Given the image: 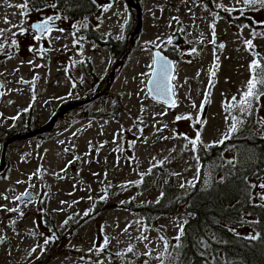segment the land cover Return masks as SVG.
Returning <instances> with one entry per match:
<instances>
[{"label":"rangeland","instance_id":"374dc122","mask_svg":"<svg viewBox=\"0 0 264 264\" xmlns=\"http://www.w3.org/2000/svg\"><path fill=\"white\" fill-rule=\"evenodd\" d=\"M136 1L142 7V26L130 46L137 20L127 0H94L96 10L89 19L67 20L39 41H27L36 7L29 0L24 9L17 6L25 0H0V30H7L0 33V45H4L0 48V80L4 84L1 129H13L19 123L39 128L47 123L54 111L74 96L70 72L82 80L83 71L76 64L85 63L86 57L91 59L97 78L106 79L123 60L106 103L83 104L45 138L34 137L8 147L7 174L0 177V264H174L179 243L175 237L184 222L182 212L157 216L147 223L133 206L156 202L170 177L177 195L190 187L189 182L197 186L200 180L211 183L216 177H226L222 171L216 174L211 163L197 160L198 149L222 145L218 142L231 118L240 115L236 107L228 112L225 105L233 97L237 102L241 99L250 78L247 67L254 57L264 58L263 31L253 41L254 57L231 29L217 42L224 47L214 50L208 47V22L210 15L219 13L204 7L228 4L225 8L233 9L230 4H244L243 0ZM46 2L48 8L42 11L60 22L55 0ZM256 13L259 21H264V7L258 5ZM222 26L217 25L218 32L223 31ZM91 30L100 35V41L110 36L115 42H127L123 55L113 56L103 44L86 40L83 32ZM169 38L172 44L166 43ZM201 40L206 41V48L192 52L196 49L193 43ZM163 47L177 64L174 108L154 100L147 89L154 51ZM216 63L219 67L212 77ZM206 95L209 107L205 112ZM254 114V120L241 117L243 125L224 143L235 136L236 140L264 136V96ZM177 116H191V120H177ZM245 125L248 134L243 133ZM198 131L200 143L193 151L184 137L195 139ZM4 139L0 136V159ZM221 158L224 165L237 161L235 144L225 145ZM154 165L168 174L167 179L153 177L143 186ZM258 173L254 170L250 181L256 185L254 201L264 205V189L259 187L264 172ZM26 191L33 194L32 199L16 200ZM12 208L19 211L7 210ZM128 225L131 227L125 232ZM236 230L255 234L247 226ZM141 231L148 240L137 239ZM161 236L169 243L163 261L156 258L164 253ZM129 246L133 253L127 252ZM100 248L104 251H98ZM149 249L150 257L145 255Z\"/></svg>","mask_w":264,"mask_h":264},{"label":"trees","instance_id":"16d2710c","mask_svg":"<svg viewBox=\"0 0 264 264\" xmlns=\"http://www.w3.org/2000/svg\"><path fill=\"white\" fill-rule=\"evenodd\" d=\"M82 1L74 0L73 3L75 7L83 5V12H86L88 1ZM72 12L76 13L75 10ZM133 18L134 13L131 25L134 24ZM126 44L114 43L113 51L118 58L125 52ZM165 53L176 60L169 51ZM246 125L243 133L248 134ZM28 126L19 123L10 130L0 128V136L6 138ZM235 137L222 145L208 149L199 146L198 149L202 163H211L214 172L220 174L222 171L225 178L216 177L211 183L200 180L197 186L185 188L177 195L170 177L156 202L133 206L147 223L157 216L182 212L184 234L176 247L174 264H264V205L254 201L253 188L250 187L254 170L260 171L257 175L264 172V136L251 135L237 140ZM227 144H235L240 160L224 165L221 157ZM242 155L247 157L242 159ZM159 177L167 179L168 174L161 167H154L144 177L142 185L146 186L152 178L158 180ZM243 226L255 234H242L236 230Z\"/></svg>","mask_w":264,"mask_h":264},{"label":"flooded vegetation","instance_id":"af4514ba","mask_svg":"<svg viewBox=\"0 0 264 264\" xmlns=\"http://www.w3.org/2000/svg\"><path fill=\"white\" fill-rule=\"evenodd\" d=\"M73 1L74 0H55V4H54L55 9L58 12V16L60 15L61 18H58L60 22H56V21L52 20L53 24H56V26L53 27V30L60 28L61 25L64 22H66L67 20L72 19L75 21V23L80 22L83 19H84V21H86L87 19H89V17L92 16V14L96 10V3L94 2V0H87L88 1V5H87L88 9L86 10V12H83V8H82L83 5L81 3L79 4V5H82L81 7L80 6L75 7V4L73 3ZM77 1H82V0H77ZM29 2L34 7H36L37 12L35 14L34 19L31 22V27L29 30V36L27 38V41L35 39V36L38 35V33L35 31L34 26L38 23H42L45 19L50 18V14L42 11V10H45L48 8L47 7L48 3L46 2V0H29ZM225 5L228 6V4H222L219 7H215L213 3H210V4H208L209 7L206 8V7H204L205 5L202 4V6L204 7V9H206V11L212 10V11H217L219 13L215 16L210 15L211 20L208 22V26L210 27V41H209L208 47H212L214 50H216V48L218 47V44H217L218 40L221 41V38L224 39L226 37V34L228 33V29L235 31L244 43L247 40L254 41L255 39H258L259 36L261 35L260 30L263 31V33H264V28L262 27L264 25V21L260 22L259 18H257L258 14L256 13V11H258V5L249 6L246 4H230L231 6H235L233 9H231L230 12L225 10L226 9ZM72 10H75L76 13L72 12ZM132 15H133V13H132ZM82 16L85 18H83ZM213 24L215 25V44L211 43V41L213 40V32H212L211 25H213ZM218 24H221V26L223 25L222 26V29H223L222 32H218V30H217ZM231 26H233L235 28H233ZM253 32L256 33L255 36L253 35ZM48 34H46L45 36H47ZM45 36H43V37H45ZM83 36L86 37V40L87 39L90 40L91 43L103 44L104 47L107 48L112 53L113 56H116L114 51H113V45H114L115 41L110 36H108L106 39H103L100 41V35L98 33H96V31H92V30L86 31V32L84 31ZM203 42H204V44H203ZM206 44L207 43L205 40H201V42H198V43H193V45L196 46L195 52H197V50L203 51L206 48ZM244 47L247 50V52H249L254 57L253 53H254L255 49L254 48L251 50L247 49L246 43L244 44ZM160 50L163 53L169 51L165 47L160 48ZM217 53L221 54V51L219 50V51H217ZM254 58H255V60L261 59L259 55L257 57H254ZM81 64L83 67H81ZM76 66L83 71L82 80L76 78L73 75V73L70 72V74L72 76L71 84H72V86H74L73 87L74 96L71 98V100L63 102L58 107V109L56 111H54V114L51 116V118L57 112H59V110L62 109L63 107H66V106H68L72 103H75V102H81V101L83 102V101L90 100L94 96H97V98L94 99L93 101L85 103L84 105L90 104L92 102L93 103H96V102L106 103L107 98H109V95L112 92L113 83H114L115 79L112 81L111 84H108L106 81L107 80L106 78H104V77L97 78V73L94 71L92 61L89 57H86L85 63L79 62L76 64ZM247 68L249 69V67H247ZM249 71H250V69H249ZM84 105H80L74 109H71L67 113H65V115L58 120V125H59L60 120L65 119L66 117H68V115L71 112L77 110L78 108H80L81 106H84ZM205 106L209 107V104L207 103ZM256 108H257V105H254L253 111L251 112V114L246 116V118L254 120L253 117L255 116L254 113L256 111ZM88 112H89V109L87 111H85V114H87ZM48 121H46V122H48ZM24 127H26V126H24ZM28 127L29 128L23 129V131H20L19 133L29 132V131H33V130L37 129L35 126L34 127L28 126ZM49 133L36 135L35 138H45L47 136V134H49ZM6 174H7V171H5V173L3 175H1L0 177L5 176Z\"/></svg>","mask_w":264,"mask_h":264},{"label":"snow or ice","instance_id":"6c2138e0","mask_svg":"<svg viewBox=\"0 0 264 264\" xmlns=\"http://www.w3.org/2000/svg\"><path fill=\"white\" fill-rule=\"evenodd\" d=\"M243 3L249 6H256L259 5L260 7H264V0H243ZM28 0H25V3L23 5H18L17 7H20L21 9H24L27 7ZM105 11L108 9L105 8ZM226 11H231V9H225ZM177 19V18H173ZM5 23H10V21H5ZM15 27V26H13ZM35 31L38 33V35L35 36V39L39 41L43 36L50 33L53 30V22L52 19H45L42 23H38L35 26ZM212 32H213V40L211 43L215 44V25H211ZM7 31V30H0V33ZM253 35L255 36L256 33L253 32ZM2 38V36H0ZM15 44V41L12 42ZM167 44H172V39L169 38L166 42ZM247 49L251 50L254 48L253 41L247 40L246 42ZM4 47V45H0V48ZM219 48H223L224 45L220 44L218 46ZM43 51V49H41ZM196 49L193 48L192 52H195ZM154 71L151 73L152 79L150 81L151 88L148 90L149 94L152 96V98L161 101L162 103L168 105L170 108L176 107V92H175V86L173 84V81H175L176 76L174 75V66L173 64L168 61L164 56L160 54V52H156L155 59L153 62ZM219 64L216 63L214 65L213 70H211V76L215 77L216 75V69H218ZM250 69V78L245 86V90L242 92L241 99L237 102L236 97L232 98V102L227 103L225 105V110L228 112H231L233 110V107L237 108V111L239 112V116H233L231 124H229L227 131L223 134V138L218 142L220 144H223L225 140L230 139L233 134L237 133L240 129V127L243 125V119L241 117H246L247 115L251 114V112L254 109V105H258V102L262 96H264V58H261L260 60H253V62L249 66ZM2 87V85H0ZM211 87V84H210ZM208 96H205L204 103H207ZM193 107L195 105L193 104ZM202 110V109H201ZM160 115H166V113H160ZM177 120L180 119H189L191 120V116H177ZM164 139H167V137H164ZM184 139L188 140L189 144L192 145V150L195 151L196 146L198 143H200V133L197 132L195 139H190L187 136L184 137ZM187 147V145H185ZM197 160H199V157H196ZM154 165L153 167H155ZM162 166V162H160V165ZM149 172H151V169H149ZM200 169H197V174L199 175ZM142 176L145 174H141ZM190 187H194V182H189ZM181 187H184V185H181ZM251 188H255L256 185H251ZM260 188L264 189V183H261L259 185ZM24 197H27L29 199L32 198V194L29 192L23 193ZM106 198V197H102ZM4 199H7L5 196ZM261 199H264V195L261 196ZM16 200H20V197H16ZM8 211H19L17 208L7 209ZM22 214V213H21ZM85 215H88V212H85ZM15 223V221H13ZM67 221H65V224ZM141 224V227L144 228L142 222H137ZM128 227H131V225L126 226L124 231L126 232L128 230ZM146 230V229H144ZM184 234L183 226L180 227L179 234L175 237L177 241L180 240L181 236ZM255 238V237H251ZM137 239L141 240V242L148 240V237L143 234V231H141V235L137 237ZM160 240L163 241L164 244V253H161L160 256L156 257L157 259H160L161 261L166 259L165 253H167V249L169 247V243L167 239L163 236L160 237ZM45 243H48L46 240ZM104 245L107 246L109 243L108 237L104 238L103 241ZM147 247V246H146ZM176 247H179V244L176 245ZM33 252H35V248L32 249ZM98 251L103 252L104 248L98 249ZM134 249L133 247L129 246L127 248L128 253H133ZM119 256L120 253H117ZM145 255L151 256L152 250L149 249L145 252ZM102 264V262H101ZM147 264V262H146Z\"/></svg>","mask_w":264,"mask_h":264},{"label":"water","instance_id":"95a60500","mask_svg":"<svg viewBox=\"0 0 264 264\" xmlns=\"http://www.w3.org/2000/svg\"><path fill=\"white\" fill-rule=\"evenodd\" d=\"M128 2V6L131 8V9H134L136 11V15H137V25H136V29L134 30V32L130 35V38H131V43H130V46L132 45V40L133 38L140 32L141 30V26H142V7L137 3L136 0H127ZM56 26V24H53V27ZM175 43H177L179 41L178 37L173 39ZM156 52H160V54L162 56H164L168 61H170L173 66H174V75H175V70H176V64H175V61L173 59H171L169 56H167L165 53H163L160 49L158 50H155L154 52V59H155V54ZM123 64V60L120 61L118 64H116L112 70L109 72L108 74V78H107V83L108 84H111L112 81L115 79V77L117 76V73L119 71V69L121 68ZM154 67L152 69V72L154 71ZM152 79V76H150L148 82H147V89L149 90L151 88V81ZM173 84H174V81H173ZM0 85H2V87H0V101L3 97V82L0 80ZM149 92V91H148ZM151 96V95H150ZM152 97V96H151ZM97 96H94L93 98H91L90 100H87V101H83V102H75V103H72L66 107H63L62 109L59 110V112H57L47 123H45L44 125L40 126L39 128L33 130V131H29V132H22V133H16V134H12V135H9L8 137H6L4 139V142H3V148H2V154H1V159H0V176L3 175V173L5 172V169L7 167V159H6V153H7V149L10 145L16 143V142H20V141H26L28 139H31V138H34L36 135H39V134H46V133H49L51 131H53V129L58 125V120L60 118H62L65 113H67L68 111H70L71 109H74L80 105H83L87 102H90V101H93L94 99H96ZM154 99V98H153ZM156 100V99H154ZM175 100L177 102V96H175ZM156 101H159V100H156ZM161 102V101H159ZM162 103V102H161ZM208 106H205L204 108V111L206 112ZM205 116V114L203 115ZM31 193V192H29ZM32 194V193H31ZM29 199L27 197H24V196H21L20 197V200L22 199ZM32 198H33V194H32ZM31 198V199H32Z\"/></svg>","mask_w":264,"mask_h":264}]
</instances>
